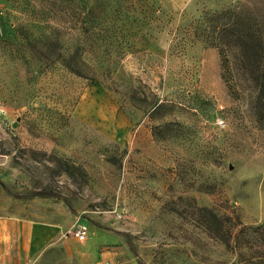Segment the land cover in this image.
Listing matches in <instances>:
<instances>
[{
    "label": "rangeland",
    "instance_id": "374dc122",
    "mask_svg": "<svg viewBox=\"0 0 264 264\" xmlns=\"http://www.w3.org/2000/svg\"><path fill=\"white\" fill-rule=\"evenodd\" d=\"M227 9L264 51V0H0V219L83 221L110 264L264 261V57L223 63Z\"/></svg>",
    "mask_w": 264,
    "mask_h": 264
},
{
    "label": "crops",
    "instance_id": "0c3cea01",
    "mask_svg": "<svg viewBox=\"0 0 264 264\" xmlns=\"http://www.w3.org/2000/svg\"><path fill=\"white\" fill-rule=\"evenodd\" d=\"M98 239L66 236L58 220L6 217L0 219V264H110L96 253Z\"/></svg>",
    "mask_w": 264,
    "mask_h": 264
},
{
    "label": "trees",
    "instance_id": "16d2710c",
    "mask_svg": "<svg viewBox=\"0 0 264 264\" xmlns=\"http://www.w3.org/2000/svg\"><path fill=\"white\" fill-rule=\"evenodd\" d=\"M204 21L206 29H208L207 32L211 33V37L214 36V39L218 41L215 46L223 57V63L227 62L230 52H234L241 58V66L256 65L264 57L261 38L254 31L253 17L248 14L244 15V11L227 9L226 11L207 13L204 16ZM252 80L258 86L257 76ZM50 195L43 191L34 194V196ZM257 230H259L258 227L251 226H244L242 229L244 232ZM243 262L244 260L240 258V264ZM249 264H264V261L259 260Z\"/></svg>",
    "mask_w": 264,
    "mask_h": 264
},
{
    "label": "built area",
    "instance_id": "2783aa9c",
    "mask_svg": "<svg viewBox=\"0 0 264 264\" xmlns=\"http://www.w3.org/2000/svg\"><path fill=\"white\" fill-rule=\"evenodd\" d=\"M72 228L74 237L80 242H83L89 235V227L83 221H76Z\"/></svg>",
    "mask_w": 264,
    "mask_h": 264
}]
</instances>
